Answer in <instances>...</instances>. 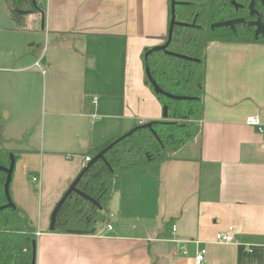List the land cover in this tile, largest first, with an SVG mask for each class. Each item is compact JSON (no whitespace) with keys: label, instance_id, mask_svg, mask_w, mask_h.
I'll list each match as a JSON object with an SVG mask.
<instances>
[{"label":"crops","instance_id":"crops-1","mask_svg":"<svg viewBox=\"0 0 264 264\" xmlns=\"http://www.w3.org/2000/svg\"><path fill=\"white\" fill-rule=\"evenodd\" d=\"M36 1L39 11L22 23L5 1L16 31L28 35L10 62L35 63L0 70L9 82L0 102L5 148L19 154L11 197L35 228L36 264H195L201 250L204 264H264V144L246 123L259 116L264 124V45L211 42L200 133L173 159L122 175L102 222L56 233L52 212L85 158L163 120L144 54L165 42L171 0ZM41 64L52 81L42 126L29 85ZM229 228L234 242L218 243Z\"/></svg>","mask_w":264,"mask_h":264},{"label":"trees","instance_id":"trees-1","mask_svg":"<svg viewBox=\"0 0 264 264\" xmlns=\"http://www.w3.org/2000/svg\"><path fill=\"white\" fill-rule=\"evenodd\" d=\"M5 1L11 5V15L17 23H22L27 14L39 11L36 0ZM177 1H200L199 7H177L176 16L177 21L183 23H193L196 19V24L201 29L175 27L169 50L197 59L200 63L180 60L158 51L149 55L148 64L151 76L160 88L173 95L193 97L196 100L179 102L156 95L163 107L167 106L169 109L168 123H155L152 127L161 142L155 138L153 130L142 128L105 155L109 167L103 160L94 163L79 184V189L96 200L102 211L73 194L58 215L56 233L89 229L102 222L104 211L122 175L173 159L181 147L200 133L206 79L205 60L207 47L211 42L264 45V39L255 40L247 33L235 36L226 28L211 29L212 24L226 19V13L222 10L227 3L225 0ZM6 143L8 140L4 138L0 124V166L8 168L11 165V156L16 161L19 154L5 148ZM110 143L95 149L93 158ZM6 180L7 174L0 172V207L8 203L5 194ZM12 202L14 203L13 199ZM14 205L13 209L0 211V264H32L34 243L37 239L35 228L28 216L15 203Z\"/></svg>","mask_w":264,"mask_h":264},{"label":"water","instance_id":"water-1","mask_svg":"<svg viewBox=\"0 0 264 264\" xmlns=\"http://www.w3.org/2000/svg\"><path fill=\"white\" fill-rule=\"evenodd\" d=\"M190 5H194L192 3H185V2H179L177 0H171V22H170V26H169V32L167 35V38L165 40V42L162 45H158L155 46L151 49H148L147 52L145 53V72H146V77L148 80V83L151 85V87L153 88V91L156 95H161L166 97L169 100L172 101H192V100H196V98L193 97H187V96H176L173 95L171 93H168L166 91H164L162 88H160V86L154 81V79L151 76L150 73V69H149V64H148V57L149 55H151L154 52H158V51H162L164 52L166 55L170 56V57H174L180 60H185V61H189V62H195V63H200L199 60L188 57L186 55H182V54H178V53H174L172 51L169 50V47L173 41V34H174V29L175 27H185V28H197V29H201L200 26H197L196 24V19L194 20L193 23H183V22H179L177 21V16H176V11H177V7L179 6H190ZM253 6V2L251 4V7ZM198 16H196L197 18ZM243 20H232V21H226V22H220V23H214L211 25V29L212 30H216V29H220V28H232L233 30H235V25L238 23H242ZM263 35L264 38V27L261 30V27L257 30L256 32V40L259 39V36ZM169 121V109L167 106H165L163 108V120L160 122H149L140 126H137L135 128H133L131 131L127 132L126 134L122 135L121 137L115 139L113 142H111L108 146H106L101 152H99L94 158L93 160L88 163L80 172V174L77 176V178L73 181V183L71 184V186L69 187V189L66 191V193L63 195V197L60 199V201L58 202V204L56 205L55 209L52 212L51 218H50V226H49V230L51 232H54L56 229V224H57V218L58 215L63 207V205L65 204V202L71 197V195L76 194L79 197L83 198L84 200L88 201L89 203H91L92 205L96 206L100 211H102V207L100 206V204L94 200L93 198H91L90 196H88L87 194H85L84 192H82L79 189V184L81 183V181L83 180L84 176L86 175V173L88 172V170L91 168V166L96 163L99 160H103L107 166L109 167L108 162L105 159V155L111 150L113 149L115 146H117L120 142H122L123 140L127 139L128 137H130L135 131L142 129V128H148L153 130V125L155 123H161V124H166ZM153 135L155 136V138L161 142L160 138L158 137V135L156 134V132L153 130ZM15 165H16V161L14 159L13 156H11V165L7 168V167H3L0 166V172H4L7 174V180L5 183V194L7 196V200L8 203L5 206L0 207V211H3L5 209L8 208H15L14 203L12 202V198H11V194H10V186H11V182H12V177H13V173H14V169H15ZM90 233H95V230H92ZM36 242L34 243V257H33V262L32 264H36Z\"/></svg>","mask_w":264,"mask_h":264},{"label":"rangeland","instance_id":"rangeland-1","mask_svg":"<svg viewBox=\"0 0 264 264\" xmlns=\"http://www.w3.org/2000/svg\"><path fill=\"white\" fill-rule=\"evenodd\" d=\"M196 3L197 5H199L200 1ZM5 6H6L5 1L0 0V61H1L0 70H2L3 68L12 69L14 67L16 69H23L29 67L33 65V63H35V60L28 59L26 56L24 59L25 62L15 65H13L12 62H10V60L13 59V57H15V56L12 57L13 54L17 55L22 51V49H24L28 35L25 36L24 33L16 31V29L18 28L14 25L11 16L7 12ZM41 65L39 70L40 75L37 73L38 70L35 73H33V75H31L33 78L29 85L32 87L31 92L33 94V97L37 99V101H39L38 119L42 126L44 122L47 121L48 123L47 110H48V105L50 104L52 98L51 85H50L52 81H51L50 71L43 64ZM4 74L6 73L0 74V102H4L3 101L5 94L4 89L6 87L5 86L2 90V86L9 84V82H1V78H3ZM121 88L123 89V81L121 84ZM126 133L127 132H125L124 134ZM108 221L109 220H107L106 222ZM100 226L101 224L99 225V227Z\"/></svg>","mask_w":264,"mask_h":264},{"label":"flooded vegetation","instance_id":"flooded-vegetation-1","mask_svg":"<svg viewBox=\"0 0 264 264\" xmlns=\"http://www.w3.org/2000/svg\"><path fill=\"white\" fill-rule=\"evenodd\" d=\"M225 8L222 9L226 13V19L222 22L232 20H243L242 23L235 25V30L232 28H226L229 32L235 36L243 35L247 33L253 36L256 40V32L261 27H264V0H225ZM184 2V1H179ZM253 2V6L251 4ZM189 3V2H185ZM195 6H201V3L197 5L196 2L192 3ZM186 7V6H183ZM220 23V22H217ZM264 39L263 35L259 36V39Z\"/></svg>","mask_w":264,"mask_h":264},{"label":"built area","instance_id":"built-area-1","mask_svg":"<svg viewBox=\"0 0 264 264\" xmlns=\"http://www.w3.org/2000/svg\"><path fill=\"white\" fill-rule=\"evenodd\" d=\"M90 103L93 107H97L98 105V97L97 96H90ZM247 125L257 129L261 135H262V140H263V144H264V124L262 123V121L260 120L259 116H251L247 119L246 121ZM140 125H143L142 123ZM91 157H86L84 160V164L87 165L88 163H90ZM32 182L33 183H39V180L37 177H33L32 178ZM108 212H106L105 214V224L107 226V229L109 231L113 230L112 225L107 224V214ZM173 231H176V226L173 227ZM216 241L218 243H226V244H230L234 242V230L233 228H229L226 232H220L216 235ZM184 254H186V252H184ZM206 262V251L205 250H201L197 253L196 257H195V264H204Z\"/></svg>","mask_w":264,"mask_h":264}]
</instances>
